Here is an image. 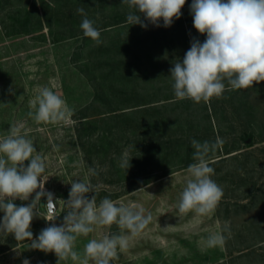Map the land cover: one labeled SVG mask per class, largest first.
<instances>
[{"label": "rangeland", "instance_id": "1", "mask_svg": "<svg viewBox=\"0 0 264 264\" xmlns=\"http://www.w3.org/2000/svg\"><path fill=\"white\" fill-rule=\"evenodd\" d=\"M191 3L186 0L170 27L162 19L157 27L140 14L148 25L142 28L126 23L135 10L122 0H0V137L12 124L25 123L46 161L43 191L55 204L50 211L47 195L41 197L32 233L46 228L49 218L63 224L71 182L78 180L92 185L95 193L85 195L95 194L97 204L108 197L118 205L139 203L152 214L149 225L118 250L111 264H264V81L225 90L207 103L175 97L170 69L182 62L193 39L203 43L207 38L193 26ZM79 7L101 32V44L83 36ZM94 84L114 99L112 106L128 111L129 122L104 120L109 108L95 101ZM40 87L51 88L73 110L67 123L37 124L28 116ZM83 116L95 121L86 147L77 136ZM217 137L223 144L210 153L209 162L223 197L208 216L180 214L176 205L188 176L186 163L194 162L191 141ZM156 138L168 147L155 157L136 151ZM125 154L128 169L120 166ZM35 195L14 203L27 206ZM3 216L0 211V221ZM120 231L116 224L97 228L80 236L75 250L82 254L89 240ZM209 232H221L224 245L207 248L203 239ZM30 244L0 232V264L25 259L58 264L54 252Z\"/></svg>", "mask_w": 264, "mask_h": 264}, {"label": "clouds", "instance_id": "2", "mask_svg": "<svg viewBox=\"0 0 264 264\" xmlns=\"http://www.w3.org/2000/svg\"><path fill=\"white\" fill-rule=\"evenodd\" d=\"M122 3L135 10L126 17L129 25L147 28L141 20L140 14H143L157 27L161 19L164 27H170L174 18H180L186 0H122ZM76 11L83 17L80 24L83 36L101 44V32L87 17L85 9L79 7ZM190 12L194 28L207 38L203 43L193 39L182 62L177 60L170 69L177 99L207 103L213 97H221L225 90L247 89L264 81V0H192ZM29 106L28 116L37 124L67 123L74 114L66 101L49 87H40ZM25 128L24 122L14 123L8 134L0 137V211L4 212L0 232L14 235L16 241H31L28 245L31 249L54 252L58 264L68 259L76 264H89L90 261L111 264L112 260L118 259V250L126 249L129 241L149 225L152 214H146V209L139 203L118 205L108 197L97 204L95 194L91 198L85 195L95 193L92 185L74 180L65 202L68 211L63 224H52L33 239L30 225L38 215L37 203L47 195L46 205L50 211L55 204L52 194L43 191L44 181L48 179L42 175L46 170L45 158L37 153ZM222 144L220 137L215 141H191L194 162L187 168L186 183L176 205L180 214L194 212L203 217L217 207L223 189L211 178L214 169L209 158L210 153H215ZM25 161L30 163L25 166ZM129 161L125 154L120 166L128 169ZM89 171L96 174L95 169ZM33 192H36L35 198L27 206L14 203L17 199L28 200ZM113 224L121 230L119 234L89 240L82 254L75 250L80 236L87 237L97 228ZM224 230L227 231V227ZM225 239L221 232H209L203 243L207 248L222 247ZM23 264H29V261L25 259Z\"/></svg>", "mask_w": 264, "mask_h": 264}, {"label": "trees", "instance_id": "3", "mask_svg": "<svg viewBox=\"0 0 264 264\" xmlns=\"http://www.w3.org/2000/svg\"><path fill=\"white\" fill-rule=\"evenodd\" d=\"M100 85L94 84L95 89H96L95 101L100 100L101 102H103V105L104 106H105V103H106V105H108L109 110L106 113H109V114H106L105 116H103L104 117V120L105 119H109V117H111V118H114L118 122H121V123L129 122V120H128L129 117H127L129 115L128 114V111H126L125 109H121L120 110V109H117L114 106H112L114 104V99L109 98L105 94V91H104L103 87H101ZM82 119L83 120H81L80 128H79V131L77 132V136H78L79 141L83 145V147H86L85 146V145H87L86 144L87 143V141H86V134L88 133V135H89V133L92 131L91 125L95 121L91 120L88 116H83ZM166 146H167V144H165L163 141H159L158 138H156L155 140L154 139H151L150 141H148L143 146L142 149L140 148V150H136V151L138 153H141L145 157L146 156H149V155L150 156H154V155H157L160 151H162V149H165ZM88 149H87V152L89 153V151L91 149L90 150H88ZM228 153H230V152H228ZM145 160H147V159H145ZM191 163L192 162H187L186 163V167L189 166ZM57 219L59 221H61L60 218H57ZM46 223H47V227H49L52 224H54L55 222L53 220V221H48ZM39 232H41V231H35L33 233V237L36 236V235H38Z\"/></svg>", "mask_w": 264, "mask_h": 264}, {"label": "water", "instance_id": "4", "mask_svg": "<svg viewBox=\"0 0 264 264\" xmlns=\"http://www.w3.org/2000/svg\"><path fill=\"white\" fill-rule=\"evenodd\" d=\"M29 264H32V263L29 262Z\"/></svg>", "mask_w": 264, "mask_h": 264}]
</instances>
